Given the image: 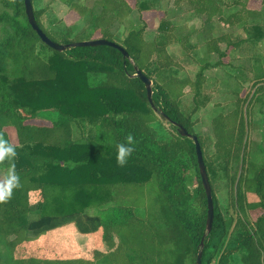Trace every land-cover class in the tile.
I'll list each match as a JSON object with an SVG mask.
<instances>
[{
	"label": "trees",
	"instance_id": "1",
	"mask_svg": "<svg viewBox=\"0 0 264 264\" xmlns=\"http://www.w3.org/2000/svg\"><path fill=\"white\" fill-rule=\"evenodd\" d=\"M40 1L34 6L31 0L34 15L53 42L51 33L60 45L105 39L130 57L108 46L54 51L30 25L25 0H0V133L15 147L20 178L11 200L0 204V264H197L201 249L202 264H264V146L249 133L264 129V0L259 10L249 7L250 0H169L170 6L165 0H51L38 7ZM56 1L83 21L78 30L62 34L49 21ZM183 4L200 24L173 22ZM215 20L231 32L213 36ZM190 42L202 55L195 80L178 77L181 66L169 52L173 44L189 49ZM241 47L248 48L255 91L244 87L246 78L223 73L232 82L224 90L237 99L214 111L215 154L208 160L201 135L192 130L199 123L194 116L209 104L202 95L205 72L231 65ZM136 68L153 83V106L145 84L134 77ZM187 88L194 94L191 113L181 109ZM160 120L173 128L171 139L156 131ZM176 125L201 144L214 203L206 236L208 201L196 146ZM128 133L136 151L119 167L116 146ZM7 169L6 161L0 179ZM219 180L227 185L235 218L217 197ZM152 183L160 191L155 207H143L138 196ZM128 195L130 201L123 198ZM91 208L107 210L102 217L90 215ZM253 212L260 213L255 221ZM71 227L83 235L111 228L127 248L122 254L119 241L111 252L73 256L25 244L48 235L47 247L53 232Z\"/></svg>",
	"mask_w": 264,
	"mask_h": 264
},
{
	"label": "rangeland",
	"instance_id": "2",
	"mask_svg": "<svg viewBox=\"0 0 264 264\" xmlns=\"http://www.w3.org/2000/svg\"><path fill=\"white\" fill-rule=\"evenodd\" d=\"M36 1L38 0H34V6H36ZM165 2L167 5L170 6L172 1L165 0ZM37 3H38L37 5L38 7H44L47 6L48 4H51V0H41L40 2ZM249 7L255 10L261 9L262 0H250ZM181 8L183 9L182 10L183 12L180 15L177 16L174 15V17L172 18V20H174L173 21L174 23H176L177 25H191L192 23L193 24L201 23V20L192 19L195 17L194 16L192 17L193 14L189 12V6L183 4ZM48 13H49V21H51L54 24L55 28L59 30L62 34H65L67 32L68 27H72L73 29L78 30L77 24L80 23L82 24L83 22L80 21V18L76 13L71 12L66 5L58 1L52 4V9L48 11ZM138 17L139 16L137 12H135L133 19H136L137 21ZM145 18L146 20H148L150 18V15L146 14ZM250 22L252 23V21ZM229 32H231V30L223 27L217 20H215L213 26V32H212L213 36L221 37ZM50 36L54 40V42L56 43L61 42V39L57 34L51 33ZM192 43L194 42L189 43V49L186 48L185 44H173L169 47V52L172 54L174 59L177 60V62L181 66L179 69L178 77L185 78L188 76L190 79L195 80L196 75L198 74L201 67L199 63V59L202 57V55L200 53L199 48L195 50L191 48L192 47L191 45H193ZM216 59L217 56H214L213 61H216ZM244 70L245 72H243L242 75L244 76V78H246V81H248L246 83V86L244 85V87L247 88V90L252 95L255 91V88L252 85L253 80H250V77H254V75L250 76L251 71L249 70L248 67H244ZM224 72L225 71L212 73L210 69L205 72L206 78L202 86L203 88L202 95L203 97L207 96L209 98V104L207 105L206 108H202L201 110H199V112L194 116L195 119L198 118L199 123L197 124L198 125L197 129L193 128L192 130L194 131L193 133H198L199 135H201L204 144L205 155L208 160L212 155L215 154V139L212 134V127H211V120L214 116L213 115L214 111L215 109H217V106L219 105L220 106L224 105L225 108H229L231 103H234L237 99L235 95H233L227 90H224L227 84L229 83L232 84V82L227 83L226 82L227 79L226 81L223 80L225 79L223 74ZM193 97L194 94L193 92L190 91V88L185 89V94L181 99V109L186 113H191L194 107ZM260 104L261 102H257L255 112L259 110L258 107L260 106ZM36 123L37 125L44 124L43 122L40 121ZM259 127L250 129L249 131L250 138L252 139V141L256 143L257 142L262 143V145L264 146V129L263 130L259 129ZM155 129L162 139L169 140L173 135H175L173 128L165 120H160V122L155 125ZM74 137L76 139H79L81 137V131L78 127H74ZM2 177H4V175ZM214 187L216 190L217 197L226 215L228 217L235 218L237 212L234 208H231L229 206L228 189L226 183L223 180H219L216 181ZM159 193L160 191L158 185L156 183H152V185L146 188L144 197L138 196L139 201H137V203L138 202L141 203L143 207L145 206L155 207V203H156L155 200L156 197L159 195ZM126 197L127 200L130 201L131 200L130 198H132L133 196L128 195L123 198L125 199ZM31 198L32 201H36L37 200L36 194L33 193L31 195ZM250 200L253 202L256 201L254 196L250 197ZM106 210L107 209L91 208L87 210V212H89L90 215H100L104 217ZM109 212H111V210H109ZM259 216H260L259 212H253L251 214V217L253 219L252 221H255ZM71 228L73 229L72 231H69L68 229L63 230L66 229L63 228L58 230V231L62 230L61 232L58 231L53 232V234L51 235V238L53 240H49V242L47 243V247H46V241L48 235L40 236L39 238L34 239L32 241L28 240L25 244L29 245L27 246L29 247V249L36 248L37 246L44 244L45 245L42 248L51 247L52 249L55 250L56 248L61 246V249L59 250H63L64 248V252L66 254L73 256H78V255L86 256V254L91 255L95 251L111 252L116 249L119 241L121 242L120 250H122V254H124L127 248V247L123 248L124 245L123 243L125 242L122 240V237L121 239H119L116 232L111 228H102L97 233L89 234V235H82L80 232H78L77 229L73 227ZM58 236L59 238H61V240H57ZM85 237H86L85 241L88 242V244L87 243L84 244L83 242L81 243L79 241L80 238H85ZM57 241L60 245L56 243ZM30 252L31 250L28 251L27 254H23L22 252L17 251L16 257H25L27 255H30ZM40 254L41 252H39V255ZM108 263L109 262H106L105 260H102L100 262V264H108Z\"/></svg>",
	"mask_w": 264,
	"mask_h": 264
},
{
	"label": "water",
	"instance_id": "3",
	"mask_svg": "<svg viewBox=\"0 0 264 264\" xmlns=\"http://www.w3.org/2000/svg\"><path fill=\"white\" fill-rule=\"evenodd\" d=\"M25 7H26V14L29 20L30 25L32 26L33 30L39 35L41 40L44 44H46L48 47L53 49L54 51H57L59 53L65 52L67 49L70 48H79V47H97V46H108L115 48L119 50L125 58H129V54L125 49H123L118 44L105 40V39H99V40H93V41H84L79 43H71L68 45H60L55 42H53L51 39H49L46 34L41 30L39 27L37 20L34 15V9L32 6L31 0H25ZM137 74L134 75V77L139 78L146 86L147 89V97L151 105L153 106V89H152V81L147 78L139 69L136 68ZM179 134L182 137H188L193 140L195 146H196V155L200 170V175L202 179V183L204 186V189L206 191L207 195V201H208V215H207V223H206V233L205 236L208 235L213 227V221H214V203H213V197H212V188L210 185V181L208 178L204 158H203V152L201 148V144L198 140V138L192 134H190L184 127L181 125H176ZM201 247L203 248V241L201 243ZM202 257H203V249L199 251L198 257H197V264H202Z\"/></svg>",
	"mask_w": 264,
	"mask_h": 264
},
{
	"label": "clouds",
	"instance_id": "4",
	"mask_svg": "<svg viewBox=\"0 0 264 264\" xmlns=\"http://www.w3.org/2000/svg\"><path fill=\"white\" fill-rule=\"evenodd\" d=\"M136 138L132 133L125 136L124 142L116 146V162L119 167H124L128 159L136 151ZM17 156L15 147L11 145L0 133V165L8 162L7 174L0 179V204L9 202L13 196L14 189L20 187V178L16 173L14 160Z\"/></svg>",
	"mask_w": 264,
	"mask_h": 264
},
{
	"label": "crops",
	"instance_id": "5",
	"mask_svg": "<svg viewBox=\"0 0 264 264\" xmlns=\"http://www.w3.org/2000/svg\"><path fill=\"white\" fill-rule=\"evenodd\" d=\"M251 8V7H250ZM148 15V14H147ZM146 16V15H145ZM217 37V36H215ZM239 38H242L241 36H239ZM223 48L225 47L223 44L221 45ZM235 59L232 61L231 65L229 66H223V67H218V68H212L210 69V71L212 73H216V72H222V71H225V75L228 73V72H231L232 75H234L235 77H239V78H244V76L242 75L243 72H245L244 70V67H248L250 71H252V67H251V61L249 59V56H248V48L247 47H241L237 50H235ZM246 62V63H245ZM248 64V65H247ZM250 76H253V72H250ZM253 77H250V80H252ZM248 81L245 80V86H246V83ZM261 129V128H260ZM63 230H66V229H63ZM62 230L58 231V232H61ZM69 231H72L69 230ZM56 232V233H58ZM55 233V234H56ZM83 235V234H82ZM86 237L85 238H80L79 241L84 244H88V242L85 241ZM57 240H61V238H59V236L57 237ZM58 243V241H57ZM58 245H60L58 243ZM61 249V246H59L57 248V252L59 254L61 253H64V248L63 250H59ZM56 251V250H55ZM96 252V251H95ZM94 252V253H95ZM92 255V254H91Z\"/></svg>",
	"mask_w": 264,
	"mask_h": 264
}]
</instances>
